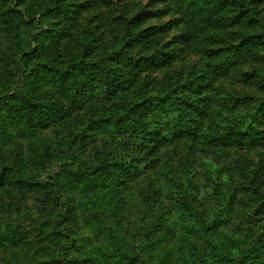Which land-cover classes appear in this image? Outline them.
<instances>
[{
    "label": "rangeland",
    "instance_id": "obj_1",
    "mask_svg": "<svg viewBox=\"0 0 264 264\" xmlns=\"http://www.w3.org/2000/svg\"><path fill=\"white\" fill-rule=\"evenodd\" d=\"M9 11L17 21H6ZM250 18L264 20V0L236 4L210 48L238 42ZM142 30L158 42L147 48ZM184 33L165 0H0V264H126L127 249L142 251L144 264L181 257L179 232L157 231L153 206L144 218L108 209L134 213L139 183L149 182L143 174L114 182L100 167L104 150L137 137L136 121L177 132L158 148L156 164L178 180L156 207L166 202L182 220L188 184L213 208L218 177L245 173L261 189L253 199L264 218L263 96L230 78L207 80L204 55L187 49ZM137 70L144 89L125 92L131 114L122 119L116 98L103 100L105 84ZM252 201L239 194L230 214L246 216Z\"/></svg>",
    "mask_w": 264,
    "mask_h": 264
},
{
    "label": "trees",
    "instance_id": "obj_2",
    "mask_svg": "<svg viewBox=\"0 0 264 264\" xmlns=\"http://www.w3.org/2000/svg\"><path fill=\"white\" fill-rule=\"evenodd\" d=\"M165 1L170 5H175L180 13L181 24L185 28L184 37L187 49L200 50L203 53L205 66H207V75H205L207 80L215 82L219 78H230L233 83L237 82L236 85H245L246 89L259 93L263 96L258 98L260 101L256 106L257 114H259V108L264 107V20L250 18L246 21L249 28L246 35L241 36L238 42L228 41L225 47L217 50L215 47L210 48L214 34L225 24L227 15L233 7L236 4L241 5L246 0ZM19 16V11H9L6 21L15 22ZM136 26L134 24L133 27ZM142 33L145 34L143 40L147 48L158 42L155 34L149 33L148 30H142ZM145 66V62H140L137 69H144ZM243 68H248V72H244ZM139 76L138 70L136 73L128 71L118 76L116 74L105 84L103 100L110 102L111 98L115 97L116 100L113 101L116 106L115 111L122 119L131 114L128 109L130 101L127 100L129 92L128 94L125 92L137 86L144 89L143 84H138L139 80H143V77ZM202 87L203 90L206 89ZM246 96L251 97V94L247 93ZM150 97L153 98V96H148ZM245 101L242 100V102ZM136 125L139 132L137 137L135 136L133 140L127 138L119 143L115 148V154L113 151L106 153L107 149L104 150L105 155L99 159L100 167L101 165L104 167L109 175L108 179L114 182L117 181L116 179L122 180L127 174L135 177L141 174L147 175L146 179L149 182L140 181L139 183L138 195L133 196L132 199L135 207L134 213L107 206L110 212L120 217L128 213L144 218V214L147 213L146 209L153 206L154 209L150 211L156 213L159 220L157 231L162 228L168 232L178 231L181 241L184 242L180 248L183 251L181 257L170 264H264V218L258 208L262 199L258 201L253 199L261 189L259 187L250 188L253 181L248 182L245 173L235 175L232 172L229 174L230 177L224 180L219 176L221 182L212 188L210 194L213 198L219 197V200H216L219 202L212 208L208 200L200 196V190L196 186L198 184H188L190 187L183 188V194H181V201L187 206V210L181 214L182 220H175L170 216V204L163 201L158 207L156 204L164 188L167 186L171 190L178 179L172 168L159 166L155 159L158 148L166 143L162 139L167 133L177 135V132L169 131L165 127L145 128L138 121ZM163 181H165V186L162 184ZM246 191H250L253 200L251 205L248 204L250 210L246 216L231 215L232 207L236 201L238 202L239 194ZM148 197L154 199L148 200ZM136 202L140 205L139 213L136 211ZM144 221L142 220L141 223ZM150 235L144 236V243H149ZM136 251L134 249L122 251L124 252L122 257L125 258H121V261H128L126 264L136 262L144 264L143 252ZM60 260L63 261V259ZM159 263H163L161 258H159ZM147 264L150 263L147 262Z\"/></svg>",
    "mask_w": 264,
    "mask_h": 264
}]
</instances>
